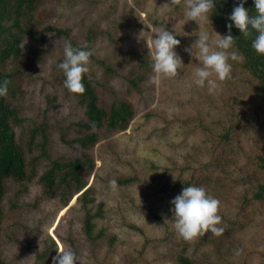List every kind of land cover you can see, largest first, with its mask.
<instances>
[{
	"label": "rangeland",
	"instance_id": "374dc122",
	"mask_svg": "<svg viewBox=\"0 0 264 264\" xmlns=\"http://www.w3.org/2000/svg\"><path fill=\"white\" fill-rule=\"evenodd\" d=\"M186 3L40 0L31 25L41 36L23 33L20 55L0 62L18 85L8 97L23 117L13 128L28 161L25 178H5L0 249L8 264H53L57 248L72 249L75 264H187L181 257L189 264H264V191L255 197L264 184V104L243 58L229 61L231 75L217 81L215 94L193 83L198 61L185 48L198 31L212 39L224 32L211 12L198 29L184 14ZM161 26L178 33L183 63L174 76L154 78L146 40L137 34L143 30L151 40ZM66 40L90 50L86 75L99 103L106 109L116 99L131 104L123 128L80 125L87 121L86 102L65 88L57 68ZM42 122L45 132L29 143ZM82 131L97 132L96 143L77 142ZM45 136L47 156L40 145ZM74 158L89 163L85 188L47 191L41 175L51 160ZM186 182L218 198L219 235L184 240L175 233L170 201Z\"/></svg>",
	"mask_w": 264,
	"mask_h": 264
},
{
	"label": "clouds",
	"instance_id": "9594fccd",
	"mask_svg": "<svg viewBox=\"0 0 264 264\" xmlns=\"http://www.w3.org/2000/svg\"><path fill=\"white\" fill-rule=\"evenodd\" d=\"M172 2L176 3L177 0ZM245 2L246 0H239L228 13L227 34L222 35L215 31L218 37L212 39L208 31H198L196 32L198 38L190 47L185 48V51L198 61L191 73L193 83L197 87L206 86L209 94L217 92V81L230 77L232 65L229 61H239L243 58L233 47L234 37L231 35L233 26L245 37L255 31L251 47L257 55H264V0H254L253 11L244 6ZM214 8L215 0H187L184 14L188 20H195L200 29ZM177 34L176 30L169 31L164 26L153 30L151 40L143 36V30L137 34L138 40H146L154 78L174 76L183 63L176 51V46L180 43ZM23 45L24 43L21 44L22 48ZM90 55L91 52L86 45L74 46L71 41L64 42L63 59L57 64V68L62 71L63 84L69 92H84L82 77L88 71ZM7 85L6 79L0 82V96L7 94ZM109 184L114 186L115 179L110 180ZM219 203L218 198L208 193L203 186L185 185L170 201L172 212L170 219L173 220L175 233L184 240H191L209 231L219 235L223 231V228L218 226L221 221L218 214ZM77 259L79 258L76 253L70 248H57V254L52 257L53 264H75Z\"/></svg>",
	"mask_w": 264,
	"mask_h": 264
},
{
	"label": "trees",
	"instance_id": "16d2710c",
	"mask_svg": "<svg viewBox=\"0 0 264 264\" xmlns=\"http://www.w3.org/2000/svg\"><path fill=\"white\" fill-rule=\"evenodd\" d=\"M39 3L40 0H0V62H5L8 58L20 55L23 50L21 47L23 33L36 37L41 36L37 32V29L31 25V14ZM237 3H239V0H215V8L211 10L213 11L211 19L222 29L224 34L228 33L226 27L228 13L232 11L234 4ZM244 6L250 9V11H253L254 0H246ZM57 31L59 33L66 32L60 28ZM255 34V31H253L250 36L245 37L235 26L231 29V35L234 37L233 47L242 55L243 59L241 63L244 68L256 79L257 85L255 90L264 104V55H257L251 47V39L254 38ZM72 44L77 46L75 43ZM5 79L8 81L7 94L0 96V207L6 193L5 178H25L27 176L28 166L24 149L18 143L13 128V124L21 122L23 117L20 116L19 109L10 103L8 97L9 95H16L15 88L18 85L14 82L11 71L0 69V82ZM131 81L133 84L137 83L134 79ZM82 83L85 90L80 94L82 95V100L86 102V118L88 122H81L80 125L87 129L98 128L104 124L116 127L117 129L123 128L131 116H133L131 104L124 100L116 99L110 108L106 109L102 103H99V97L95 87L91 84L86 73L83 74ZM46 126V122L38 124L32 130L29 143L35 141L36 134L39 130H42L44 133ZM83 132L85 131H82L81 134ZM81 134L76 137V141L80 142L83 147L95 144L98 139V133L95 131ZM46 143L47 138L45 136L40 145L42 148L41 154L47 156ZM87 164H89L88 161L82 158H74L68 162H63L58 159L51 160L49 168L41 175L46 190L53 192L58 185L63 186V189L67 190L71 184L75 186L77 192L84 189L87 181L82 177V172ZM89 166L93 167V164ZM262 166H264V161ZM128 181L129 179L125 178L119 182L127 183ZM188 184L189 182H186L184 186ZM263 191L264 184L255 193V197L263 198ZM69 200L70 198L66 201L68 202ZM87 216L86 230L90 232L93 227L92 216L90 214ZM181 260L184 263H190L189 258L181 257ZM0 264H8L2 256L1 249Z\"/></svg>",
	"mask_w": 264,
	"mask_h": 264
},
{
	"label": "bare ground",
	"instance_id": "6f19581e",
	"mask_svg": "<svg viewBox=\"0 0 264 264\" xmlns=\"http://www.w3.org/2000/svg\"><path fill=\"white\" fill-rule=\"evenodd\" d=\"M77 199V198H76Z\"/></svg>",
	"mask_w": 264,
	"mask_h": 264
}]
</instances>
